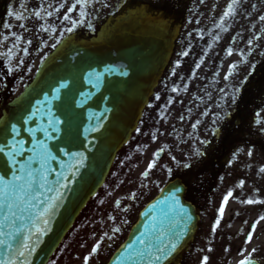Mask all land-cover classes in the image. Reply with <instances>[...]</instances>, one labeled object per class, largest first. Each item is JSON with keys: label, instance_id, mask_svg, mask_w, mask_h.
<instances>
[{"label": "water", "instance_id": "95a60500", "mask_svg": "<svg viewBox=\"0 0 264 264\" xmlns=\"http://www.w3.org/2000/svg\"><path fill=\"white\" fill-rule=\"evenodd\" d=\"M134 15L120 19L98 40L59 47L32 84L5 109L0 120V148L4 149L0 161L12 159L13 163L0 168V176L12 181L13 172L22 175L20 166L32 161L35 187L41 183L44 187L36 193L38 201L23 206V214L16 210L21 234H16L12 214L5 221L0 213V224H4L0 227V264H46L134 130L170 48L166 30ZM173 188L166 189L168 201L157 202L140 215L109 264H169L174 260L190 240L193 223L187 217L190 212L180 207H187L180 190L175 199L170 198ZM50 206L54 207L47 215V231L37 240L32 215ZM37 227L44 225L38 221ZM25 240L31 251L21 247ZM171 242L180 246L168 259L156 261L157 248Z\"/></svg>", "mask_w": 264, "mask_h": 264}, {"label": "flooded vegetation", "instance_id": "af4514ba", "mask_svg": "<svg viewBox=\"0 0 264 264\" xmlns=\"http://www.w3.org/2000/svg\"><path fill=\"white\" fill-rule=\"evenodd\" d=\"M8 1L0 0V27ZM140 1L147 5L150 4L155 9L175 15L181 21V25L182 22L187 23L194 11L195 14L199 9L204 12L208 9L207 4L213 5L211 0ZM14 2L15 11L22 17L20 21L16 20L17 30L23 29L25 32L24 46L28 51L27 54L24 53V57L27 58L28 62H37L36 56L40 52L34 51V49L43 46L47 47L46 49L53 47L57 41L65 37L69 28L73 29L70 34L92 37L106 18L117 12L120 5L132 4L135 0H88L87 6L83 9V16L79 6L69 13L68 8L72 6L74 0H14ZM45 8L47 9L45 10ZM48 8H50L49 11ZM2 9L3 12L1 13ZM46 11L49 13L45 21L40 16H35L36 12ZM252 13L248 19L252 20L253 23H247L244 29L259 27L263 31L264 26L261 24H264V20L260 19V10H253ZM66 15L69 17L68 20L64 19ZM254 15L257 16L259 24H256ZM74 21L75 23H73ZM190 22L193 26L198 25L197 22ZM19 24H23L25 27L21 28ZM263 37L264 34L262 35L260 32L256 35L255 40L248 44L251 52L250 67L247 65V71L233 73V79L226 82L223 116L217 120L212 128H207L203 132L196 131V138L201 142L202 150H199L198 163L189 167L194 176L190 177L191 184H187L193 193V197L199 198L200 202L203 201V195L200 194L202 189L208 197L215 198L219 189L235 173V169L231 168L237 164L240 147L245 144L255 146L258 150L257 154L261 157L257 161L254 160L253 166H244L239 169L238 182L241 214L246 219L253 217L254 223L261 216H264V173L260 171L261 168H264V121L256 119V116L260 117L264 113ZM1 66L4 71L2 69L3 75L0 73V100H3L11 93L15 84V77L6 70L4 63ZM249 199L254 202L252 204L246 203ZM257 200L261 203H255ZM258 224L259 226L257 224L255 226V231H252L253 225L250 223L244 225L246 240L250 233L255 241L264 240V220H259ZM263 242L254 246L257 249V254L263 253ZM248 244L250 242L246 241L244 247Z\"/></svg>", "mask_w": 264, "mask_h": 264}, {"label": "rangeland", "instance_id": "374dc122", "mask_svg": "<svg viewBox=\"0 0 264 264\" xmlns=\"http://www.w3.org/2000/svg\"><path fill=\"white\" fill-rule=\"evenodd\" d=\"M230 2L232 3V0H230ZM253 10H261V12L264 13V0H240L238 4H233V11L229 13L228 16H226L228 25H223L222 30L214 32L212 38H209V40H211L212 42L211 45L213 48L210 49L207 54L200 53V58L195 59L194 61L192 59V56L189 55L187 57H182L181 60L177 58L175 60H172V63L170 65L172 67V72L168 75L167 79L169 82V86H165L166 77H163L157 91L155 92L157 96H160L162 93H165V88L166 92L167 90H169L168 92H170V94H168L169 98L164 103L162 102V100L158 102L152 100V103L155 102L164 109L165 113H161L162 120H165L163 116H169L170 118H172L173 116L174 118L180 117L181 115L178 112L181 111L183 106L186 107L187 103L193 104L195 108L200 107V105L203 103L201 101V97L205 93H208L210 89H212V92L218 90L219 79L221 80V78L223 77L222 75H218V73H221L223 71L229 73L239 70L240 67H232L233 65H236L237 61L236 53L233 52L232 55H228V51L232 49L227 48L226 51H222L220 54H215V49H220L222 47V44L224 43V40H229L230 35L238 31L237 28L243 24L245 17L248 18V16L251 15ZM187 32L188 31H182L181 35L184 36L185 40L194 42V31L190 33ZM190 45L191 44L189 43L187 46L188 49ZM180 46L184 47V42H182L178 46V48L176 47L179 55L182 54ZM177 65H179V67H177ZM173 88L178 89V91L174 92ZM201 111L202 112H200V109L197 110L193 114V117L186 121V124H190L192 120H195L196 116L199 113L205 116V108H203ZM149 115H151L150 107L147 109L144 118H142L135 136L119 152L114 163L116 164L114 165L115 168L113 167L114 169H112V172H110L107 181L98 191L95 197L91 199L84 212L76 220L74 226L64 238L63 242L61 243L55 254L52 256L48 264H82L84 257H92L91 251L96 244L100 245L99 249L97 250L98 256L95 258H90V263L95 264L101 261L103 263L108 259L109 255L114 249L105 252V249L107 250L106 247L108 245L106 243V239L98 241L94 237L101 229L100 222L104 221L101 211L104 210V213H106L105 211L107 210L112 211L113 201L115 198L110 194V190L112 191L113 179L118 172L116 170L119 168V166L121 167L126 155H129L136 147V149L134 150V157L136 159H134L133 161L134 165L136 164L134 168H137V171L133 175V179L139 181V173L143 171L144 163H148L153 151L157 150L158 148L167 147L168 145L174 150L177 149V145L172 139H169L168 141H166L165 139L167 135H171L174 132V128H168L165 124L162 123H160L159 126H155V123L153 125L155 127L152 128V131L145 133V135H149L150 140L144 141L143 144H140V149L137 148V140L139 139V136H141L140 132H142V130L144 129H147L144 127L147 126V122L150 121L147 120ZM192 148L193 147H191L190 143L188 145V149L183 152H188V156H193L191 153ZM187 158L185 155L181 156L182 160ZM107 215L108 214L106 213V219L108 217ZM227 217L229 218V215ZM231 219L233 220L234 218L230 217V220ZM219 226H221V224ZM219 231L223 232L220 238L215 237L208 240V248L211 247V253L209 255H212L211 259L213 258V256L217 259V261L213 262V264H238L243 258L254 255L253 252L249 249H246L244 253L246 254L245 256L240 255V250H232V246L234 244H237L236 239H238L239 231V223L235 219L229 229L223 231L221 226ZM125 234L126 231L120 237L118 243L124 239ZM205 256L206 255L203 254L202 257ZM196 259L198 260L197 255ZM190 260L191 261H187L188 264H196L197 262L195 259L192 260V258H190Z\"/></svg>", "mask_w": 264, "mask_h": 264}, {"label": "snow or ice", "instance_id": "6c2138e0", "mask_svg": "<svg viewBox=\"0 0 264 264\" xmlns=\"http://www.w3.org/2000/svg\"><path fill=\"white\" fill-rule=\"evenodd\" d=\"M240 2V0H232V3L229 4L228 6V11H226L224 13L225 16H228L229 13H231L233 11V4H238ZM88 4V0H74V3L72 4L71 7L68 8L69 13H71L77 6L80 7L81 9V15H84V11L83 9L87 6ZM21 7H24V5H21ZM7 15L9 17H13L14 15V11L13 9L10 7L7 11ZM36 17L40 16L39 12L35 13ZM15 19L17 21H20L22 19L21 15H15ZM65 20H68L69 17L66 15L64 16ZM261 20H264V16L260 17ZM75 23V21L73 22ZM3 27L5 29H9L10 28V24L9 23H4ZM19 27L23 28L25 27V25L23 24H19ZM73 29L69 28L67 31L71 32ZM5 39H7V37H5ZM16 40H19L20 37L16 36L15 37ZM60 41H57L56 44H59ZM30 43V42H29ZM56 45L54 44L53 47H55ZM15 47V45H14ZM23 51L25 52V54H27V49H23ZM11 52V49L9 50V53ZM232 52L231 50H229V55H231ZM5 58L8 57V54H4ZM184 55H187V53H184ZM22 63V61H21ZM177 67H179V65H177ZM232 67H235L234 65ZM12 69L9 68V72H11ZM225 79H228V77L226 76ZM63 87V85H62ZM173 91L176 92L178 91V89L173 88ZM157 99H159V97H157ZM4 149L0 148V152H3ZM6 155L8 156H13V153H7ZM249 155H251V153H249ZM13 160L9 159L7 161H0V168H7L9 164H12ZM82 163V162H81ZM31 164L32 161H29L27 164H23L20 166L19 168V172L22 173V175H17L16 172H13V180L12 181H5V177L4 176H0V213L3 214V218L5 221H7L9 219L8 214L11 213L12 214V225L17 227V233L16 234H21V230L20 228L16 225V210L19 209L21 214H23V212L25 211L24 209V205L26 203H32L34 201H38L40 198L39 196L36 194L40 188H43L44 185L41 183L39 185V188L35 187L36 185V180L33 177L32 174V170H31ZM43 167V164L41 165ZM73 167L79 168L80 165H73ZM154 167L153 163H149V171ZM260 171L262 173H264V168H261ZM7 173H5L6 175ZM73 175H75V173H73ZM243 183V182H241ZM61 187H67L66 185H61ZM57 191L59 192V189H57ZM61 198L63 197V193H60ZM232 197V192H228L224 197H223V201H222V205L220 207V209L218 210V213L220 215V217L222 218L223 213H224V206L227 204L229 198ZM254 201L249 199L248 201H246V203L248 204H252ZM242 203H244V201H242ZM255 203H261V201L257 200L255 201ZM52 207L54 206H50V207H45L42 211L41 210H37V212L32 215V228L35 229L33 235L37 236V240L39 239V235L43 234L44 232L47 231V225L49 223V220L47 218L48 213L52 210ZM31 215V214H30ZM259 220H264V216H261L259 218ZM259 220H257L253 226H252V231H255V226L256 224L259 223ZM41 222L44 227H37V222ZM220 224V220L217 219L214 222V226L212 231L215 232L216 228L219 226ZM0 227H4V224H0ZM116 231H119V229H116ZM0 235H3V233H0ZM158 239H160V237H157ZM252 236L251 233L249 234V236L247 237V242H251ZM143 242V241H142ZM22 248H28L29 251H31V247L30 245L27 243V240H25V242L22 244L21 246ZM100 245L96 244L93 248H92V253L95 254L97 252V250L99 249ZM178 248V244L176 242H171L170 244L167 245H163L162 247H158L157 248V252L159 253V255H155L154 258L156 261H160L162 258L163 259H168L170 257V255H172L175 250ZM209 251H211V249H209ZM257 251V249H253V252L255 253ZM143 254V253H141ZM19 255L23 256L24 253L23 251H19ZM149 255H152V253L149 250ZM242 255V253H241ZM85 264H88V259L89 257H85ZM209 257L205 256L203 257V261L202 264H207ZM14 264V262H13ZM239 264H250L249 261H240Z\"/></svg>", "mask_w": 264, "mask_h": 264}, {"label": "bare ground", "instance_id": "6f19581e", "mask_svg": "<svg viewBox=\"0 0 264 264\" xmlns=\"http://www.w3.org/2000/svg\"><path fill=\"white\" fill-rule=\"evenodd\" d=\"M144 16L146 17V19H150L151 21L154 19H158V18L154 17L153 15H150L147 12L144 13ZM155 23H157V22H155Z\"/></svg>", "mask_w": 264, "mask_h": 264}]
</instances>
